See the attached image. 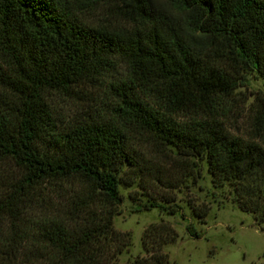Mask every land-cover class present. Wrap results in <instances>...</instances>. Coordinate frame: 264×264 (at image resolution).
I'll return each instance as SVG.
<instances>
[{"label":"trees","instance_id":"obj_1","mask_svg":"<svg viewBox=\"0 0 264 264\" xmlns=\"http://www.w3.org/2000/svg\"><path fill=\"white\" fill-rule=\"evenodd\" d=\"M171 1L177 20L151 0H0L1 264H120L121 175L173 215V192L204 164L213 189L264 223V95L237 91L248 72L264 80V0ZM80 97L91 105L63 116L58 102ZM161 167L191 183H165ZM186 206L204 223L207 204ZM175 238L150 223L144 254L122 264H171Z\"/></svg>","mask_w":264,"mask_h":264},{"label":"rangeland","instance_id":"obj_2","mask_svg":"<svg viewBox=\"0 0 264 264\" xmlns=\"http://www.w3.org/2000/svg\"><path fill=\"white\" fill-rule=\"evenodd\" d=\"M69 8L75 7L77 0H55ZM153 5L179 18L180 12L174 9L171 0H151ZM84 19L96 22L99 15L96 11L82 12ZM112 21V20H111ZM237 91L250 102L254 95H264V80L252 72L243 75ZM91 101L88 97L69 99L58 102L63 116L80 115L82 109ZM91 105V104H90ZM97 106V104H96ZM167 166V165H166ZM165 183H191L181 180L177 173L167 167H161ZM142 183H155L150 177L144 176ZM118 191L120 194L119 213L113 217V228L120 232H127L130 245L118 257L120 264L144 252L140 245L143 229L150 223L160 220L170 223L176 233V238L163 246L171 264H264V223L256 224L252 216L239 210L231 203L230 196L224 190L213 189L209 183L203 164L202 178L197 185L187 190L181 188L174 191L177 213L167 215L156 208L148 209L146 205L154 199L153 190H142L137 186L136 177L133 184L126 186L124 176H120ZM191 198L196 203L203 202L209 206L204 223H198L190 214L186 200ZM196 231L199 236L189 235L186 226ZM1 264V263H0Z\"/></svg>","mask_w":264,"mask_h":264}]
</instances>
